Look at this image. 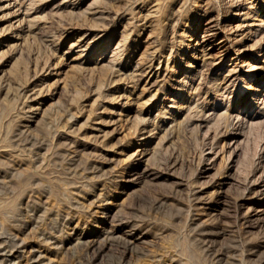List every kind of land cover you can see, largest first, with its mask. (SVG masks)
<instances>
[{
  "label": "rangeland",
  "instance_id": "1",
  "mask_svg": "<svg viewBox=\"0 0 264 264\" xmlns=\"http://www.w3.org/2000/svg\"><path fill=\"white\" fill-rule=\"evenodd\" d=\"M242 2L189 0L178 12L175 0L32 4V32L0 51V244L7 240V250L19 249L11 258L0 250V264H264V217L253 214L264 204L253 194L264 178V92L254 93L264 66L227 85L235 43L225 58L212 49L198 68V108L168 131L159 130L164 114L155 118L153 110L147 132L157 145L138 166L141 111L155 100L167 106L173 98L175 108L184 101L172 81L185 63L177 52L205 22L219 28L213 44L227 35L237 40L228 23ZM12 21L0 10V35ZM83 32L92 53L76 46ZM161 44L173 47L168 68L166 57L160 65L158 79L170 76L162 88L150 87V78L93 64L119 45L113 57L123 66L145 67ZM240 45L249 62L262 47L254 38ZM219 63L223 72L212 73ZM247 110L260 114L242 124L236 115ZM239 127L241 139L231 142ZM211 145L218 150L214 161L204 157Z\"/></svg>",
  "mask_w": 264,
  "mask_h": 264
},
{
  "label": "bare ground",
  "instance_id": "2",
  "mask_svg": "<svg viewBox=\"0 0 264 264\" xmlns=\"http://www.w3.org/2000/svg\"><path fill=\"white\" fill-rule=\"evenodd\" d=\"M186 1L188 2L189 0H175V6L173 7V11L174 12L180 11L184 7ZM239 1H241V0H239ZM34 2L36 3V0H0V10L6 12L7 15H8V17H11L13 19L11 25H9V26L7 25L8 28L6 30V33L0 35V51L1 50L3 51V48L6 47V46H10L11 47V46L16 45L19 42V40L23 39V37L25 35H27L29 32H32L31 31V28H32L31 27V24L37 18V16H36L37 11H34L33 8L31 7ZM75 2H76V0H75ZM68 3H69V1H68ZM260 3H261L260 0L257 3H255V4L251 0H243V2L241 3L240 10H238L237 12H235L233 19L230 20V22L228 23V25L230 26L229 27L230 29L231 28H234L233 31H235V32H232V33H236L235 35H238V36H235V38L237 37V40H230L231 39L230 36L227 35L224 38L220 39L217 43H214L213 44L211 40H212V38L214 36H216L218 34L219 28L213 27V25L210 26V27H208L210 25V23L209 22H205L203 24L204 26L201 27V33L198 34V31H196L195 32V35L196 36L194 38L191 37V39L189 40V42L187 44H185V47H183V49H181L180 51L177 52V54H176L177 55V58L176 59L178 60L179 57H181V60H183V62H181V63H184V62L185 63H184V65H181V68H180L182 70V76L179 79L175 78V76H174L172 78V81H175L177 83V86H178V90L176 92L177 93L176 96L183 97L184 98V101L180 103V106H177V108H175L174 107V105H175L174 104L175 99H173V98L171 99L172 103L171 104L169 103V105H167V106H166L164 100H155L154 103L151 104L149 110L147 109V110H142L141 111L142 115H144L146 117H143V116L141 117V122L143 121L144 126H143L142 129L139 127L141 129V132H142L139 140L144 141L143 144L140 143L139 145H141V146L143 145L144 148H142L140 150L141 151V157L139 158L138 166L143 165V163H145V161L147 159H149V157L148 158H146V157L147 156H150L151 154H153L154 149H155V147L157 145L152 140L153 137H152L151 132L150 131L147 132V124L149 123L148 121H150L149 118L152 116L153 110L156 108V110L158 111V113L156 114L157 116L156 115L154 116L155 118H157L158 116H160L161 113L164 114V116H163L164 117L163 122L159 126L160 129L159 128L158 129L161 130V131H163V130L164 131H166V130L168 131L169 129H171L176 124V122L180 118H182V120H183V118L186 117V115H187V113H188V111H189L190 108L196 107L197 105H199V104H197V101H196V98L195 97H197L198 91L200 89V83H201L200 82V79H201V76L199 75L200 76L199 77V80H196V77H197V74L199 72H200V74H202V73H201V70H198V68L200 67V69H202L203 66L206 65L208 59L211 57V52L210 51L212 49H216L218 47V51L221 53V58H225L226 56H228V54L230 53V51H232V48L234 47L232 43H235L236 44L235 45V47H237L235 49L236 50V54L233 55V56H231L230 62L227 64V66H228V68L226 70L227 72L224 75V79L226 81L225 83L228 82L227 85H229V86L231 84H235V83L239 82L240 80H244L246 77H250L252 75L254 69L261 68V67L264 66V59H262L261 62L259 60V58H260L259 56H264V54H262V51H263V48H264V19L262 17L259 20L258 17H257L259 15V13H262L261 11H263L262 8H260V6H259ZM70 7H71V5H70ZM35 9H36V7H35ZM161 11H163V10H161ZM170 11H171V9H170ZM163 12H165V11H163ZM41 15H42V13H41ZM41 15H40V17H41ZM166 36H167V34H166ZM251 38H254L255 39V42H257L258 44H260V46H262V47H261L260 52L255 57H253V59H251L252 62H249V60L247 61V60L244 59L246 57V54H245L246 53V50H244V49L241 48L242 45H240V43H242L243 41H246V40H250ZM76 46L79 47L81 49V51H83V52L84 51L87 52V53L94 52V48H93L94 46L91 44V42L88 41V34H87V32H83L80 35V37L78 38V40L76 42ZM118 46L119 45L115 46L112 49V55H110V57L109 56L106 57V56L101 55V57L98 58L97 60H95L93 64H95V66H98V67H102V66H105V65H110V66L114 67L113 68L114 70L116 68L117 71H120L122 74H125V75H128V76H133L134 77L135 75H140L142 77H147L148 79L150 78L151 79L150 80V83H149L150 84V87H152V86H159L160 85V87L162 88L164 86L163 83L169 81V79H167V78L170 77V76H166V74H165V76H164L165 78L163 80H159L158 78L161 75L160 74L161 73V71H160V65H161L164 57H166V59H167L166 66L165 65L164 66H165V68H168V64H169V61H170V57H171V55L173 53V47L172 46H170V48L169 47L167 48L166 45L161 44L157 48L152 49L151 52H150V54H149V57H150L149 58V61H148L149 64L146 65V66L144 64L145 67H140V68L139 67H136V65H135V67L134 66H129V65L123 66L124 64L122 65V63H121L122 60L120 61L118 58L113 57L114 56L113 54L116 51V49H118ZM167 49H169V51H168V54L166 55ZM156 60H159V64L157 65V67L154 66V62ZM221 66H222V64H220V63L219 64H215L212 73H215V74L222 73L223 71H222V67ZM173 70H174L173 67H171V71H173ZM194 70L196 72H194ZM110 74H112V73H110ZM113 75H115V74H113ZM112 76H111V78H112ZM128 76H126V77H128ZM128 79H129V77H128ZM110 81H111V79H110ZM160 83H162V84H160ZM131 84H133V83H131ZM217 84H219V83H217ZM160 87H158V88H160ZM248 87L249 86L247 85L246 88H248ZM33 88H34V86H33ZM164 89L165 88H163L162 90H164ZM156 90H157V88H156ZM34 91L30 92V93H32L31 96H32V100L33 101H35V100L38 99V95L36 96V93L37 92H34ZM260 92H261V95L264 92V78L262 79V81L260 82L259 86L256 88V90H255L254 93H258L259 94ZM38 93H39V91H38ZM123 93H124V91H123ZM156 97H157V94L155 93L151 97V99L149 101L150 102L153 101ZM263 102H264V98H263ZM263 102H261V103H263ZM127 104H128V101H126L123 104H121L122 109L125 108ZM198 107L199 106H197V108ZM228 107H230V106H228ZM202 109L203 108L201 106V110ZM35 110H37V111L38 110H41L40 105L36 106L35 107ZM214 110L217 111L218 109H215L214 108ZM201 112H203V111H201ZM212 112H210V113H212ZM123 113H124V111H123ZM241 113H242V111H241ZM221 114H222V112H221ZM259 114H260L259 112H257V114H250V112L247 110V111L244 112V114H242L243 117L240 116L241 115L240 113H238L236 115V118L239 121H241L242 124H243L246 121H252L255 117L259 116ZM205 117H204V120L203 121L201 120L202 123H200L201 124L200 126H202V127L205 126L207 124V121H208V119H205ZM151 118H153V117H151ZM177 118H179V119H177ZM178 123H180V122H178ZM157 125H158V123H157ZM140 129H139V131H140ZM236 130L237 131L236 132H233V134H232L233 135L232 136V140L233 141H231V142H234V143H237L241 139V135L243 133V132L242 133L240 132V127L237 128ZM97 131H98V129L95 128V132L96 133H97ZM103 134L105 135V133H103ZM103 134H102V136H103ZM93 135H96V134H93ZM69 143H70V141H69ZM204 152H205L204 153L205 159L208 160V161H212L215 157H217L218 150H217V152H215L214 145L213 146L211 145V146L207 147V149ZM228 183H229V181H228ZM253 188H254L253 189L254 190V193H253L254 194V198L261 197V196L263 198L264 197V178L261 179V180H259V181H256ZM258 201H262V200H258ZM214 210H216V209H214ZM253 214H254V216H255L256 219H261L262 217H264V204L261 207L255 209ZM6 241L1 242V244H0V247H2V249H0V250H2V251L4 250V253H5V251L8 248L6 246V244H5ZM19 242H20V240H19ZM10 243H12V241ZM18 252H19V249L17 248V246H14L12 249L7 250V253L8 254H6V256L9 257V258H11L12 256L13 257L14 256L16 257V255H18ZM3 256H4V254H3Z\"/></svg>",
  "mask_w": 264,
  "mask_h": 264
}]
</instances>
